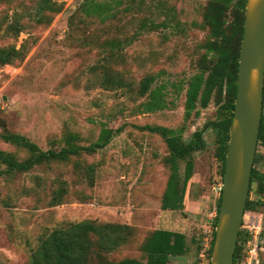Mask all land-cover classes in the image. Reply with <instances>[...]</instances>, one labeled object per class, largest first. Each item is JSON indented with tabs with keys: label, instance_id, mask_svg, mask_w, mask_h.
<instances>
[{
	"label": "rangeland",
	"instance_id": "obj_1",
	"mask_svg": "<svg viewBox=\"0 0 264 264\" xmlns=\"http://www.w3.org/2000/svg\"><path fill=\"white\" fill-rule=\"evenodd\" d=\"M208 1L0 0V148L28 156L5 133L48 149L61 146L70 131L88 145L103 126L121 128L96 153L0 178V264H30L54 228L82 221L120 226L101 251L108 259H144L145 238L162 228L184 232L190 242L188 254L170 264H211L223 185L214 133L206 131L207 147L195 155L184 209L172 211L162 208L167 145L141 128L184 127L189 138L217 118L215 101L185 116L188 81L201 69L210 37ZM92 2L111 4L109 17L88 14ZM151 75L167 107L145 112L149 96H140L139 86ZM257 152L255 166L264 171V146ZM256 187L237 264H264V192Z\"/></svg>",
	"mask_w": 264,
	"mask_h": 264
},
{
	"label": "trees",
	"instance_id": "obj_2",
	"mask_svg": "<svg viewBox=\"0 0 264 264\" xmlns=\"http://www.w3.org/2000/svg\"><path fill=\"white\" fill-rule=\"evenodd\" d=\"M247 0H209L204 22L209 28V39L204 44L205 56L199 72L188 81L186 90L185 116L190 119L198 116L201 109L207 108L212 101L219 105L217 118L208 120L204 127L196 130L186 138L185 128H171L164 125H145L141 127L152 133L159 134L164 139L168 155L165 159L170 175L162 197L164 210L181 211L185 207L187 186L195 171V155L207 147L206 131L215 136L217 156L221 164L222 180L225 174L230 131L235 111L238 89V72L240 65L241 45L244 33L245 12ZM113 6L107 3L92 2L87 4L88 14H98L102 18L109 17ZM120 42H112V47H118ZM156 77H145L139 86L140 96L148 94L149 99L142 104L143 111L156 112L167 107L162 96L163 86L153 88ZM121 128L102 127L98 140L92 144H83L76 132H67L59 147L41 148L35 141L19 133H5L4 137L16 147L25 150L28 156L19 158L16 154L0 148V178L5 175L25 173L41 165L54 162H67L84 154H93L106 147ZM264 146V113L260 125L258 146ZM260 155L257 152L255 164ZM254 164L249 198L246 211L254 209L257 201L250 199L253 184L257 191L264 192V171ZM222 201V191L218 198V213ZM120 226L112 224H96L92 221L70 222L54 228L39 244L30 264H170L172 257L183 256L190 251V242L186 233L171 229H155L144 240L141 249L144 259L123 258L108 259L101 252L110 245V232ZM243 238L240 231L239 242L235 253V264L238 263L240 241ZM215 240L213 232L212 253Z\"/></svg>",
	"mask_w": 264,
	"mask_h": 264
},
{
	"label": "water",
	"instance_id": "obj_3",
	"mask_svg": "<svg viewBox=\"0 0 264 264\" xmlns=\"http://www.w3.org/2000/svg\"><path fill=\"white\" fill-rule=\"evenodd\" d=\"M238 89L211 264H235L264 113V0H247Z\"/></svg>",
	"mask_w": 264,
	"mask_h": 264
},
{
	"label": "built area",
	"instance_id": "obj_4",
	"mask_svg": "<svg viewBox=\"0 0 264 264\" xmlns=\"http://www.w3.org/2000/svg\"><path fill=\"white\" fill-rule=\"evenodd\" d=\"M222 191V187L219 188Z\"/></svg>",
	"mask_w": 264,
	"mask_h": 264
}]
</instances>
